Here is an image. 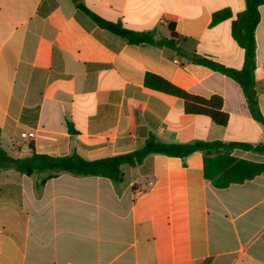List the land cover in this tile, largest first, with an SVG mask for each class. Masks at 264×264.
Listing matches in <instances>:
<instances>
[{
    "label": "crops",
    "instance_id": "crops-1",
    "mask_svg": "<svg viewBox=\"0 0 264 264\" xmlns=\"http://www.w3.org/2000/svg\"><path fill=\"white\" fill-rule=\"evenodd\" d=\"M135 32L170 38L180 51L133 45L77 8ZM246 0H0V142L14 158L34 152L87 161L128 154L150 135L166 143L264 144L240 86L190 62L233 69L245 52L232 24ZM224 10L231 17L212 25ZM255 32L254 98L264 118V5ZM147 74L203 98L219 96L228 125L188 114L183 99L146 86ZM35 132L36 137L22 138ZM264 164V154L236 150ZM103 177L0 172V264H264V174L216 189L201 153L153 155Z\"/></svg>",
    "mask_w": 264,
    "mask_h": 264
},
{
    "label": "trees",
    "instance_id": "trees-1",
    "mask_svg": "<svg viewBox=\"0 0 264 264\" xmlns=\"http://www.w3.org/2000/svg\"><path fill=\"white\" fill-rule=\"evenodd\" d=\"M72 1L76 2L77 0ZM246 2V10L239 14L232 24V37L245 52L244 65L241 69L228 68L208 57L195 54L184 55V57L190 62L205 66L235 81L244 93L252 117L264 127V118L253 92L255 85V32L260 22L259 8L264 5V0H246ZM77 8L89 15L100 28L130 44L147 43L159 48L180 51L179 41L182 37L176 33V17L174 16L166 15L164 17L170 38L156 40L155 32H135L121 24L104 20L92 13L83 4H78ZM229 17H231L230 10L217 12L213 16L212 25H216ZM145 84L151 89L183 99L188 114L206 115L218 126L225 127L228 125L229 115L223 111V99L219 96H213L209 99L195 96L152 74H147ZM236 150L264 154V144L252 146L245 143L224 141L166 143L155 135H150L144 146L136 151L96 161H87L78 154L52 157L35 152L30 157L14 158L3 150L0 142V172L12 170L27 177H39L40 181L36 183V189L42 188L47 181L61 174H69L74 177H103L111 180L117 186L123 182L124 166L138 167L146 158L153 155L186 159L194 153H201L204 163V178L214 188L225 189L234 184H243L264 174V164L238 158L234 155Z\"/></svg>",
    "mask_w": 264,
    "mask_h": 264
},
{
    "label": "built area",
    "instance_id": "built-area-1",
    "mask_svg": "<svg viewBox=\"0 0 264 264\" xmlns=\"http://www.w3.org/2000/svg\"><path fill=\"white\" fill-rule=\"evenodd\" d=\"M35 137H36V133L35 132L23 133L22 134V138H24V139H31V138H35Z\"/></svg>",
    "mask_w": 264,
    "mask_h": 264
}]
</instances>
